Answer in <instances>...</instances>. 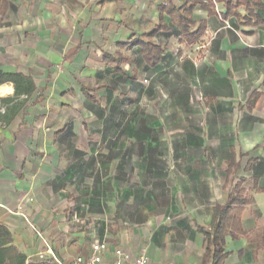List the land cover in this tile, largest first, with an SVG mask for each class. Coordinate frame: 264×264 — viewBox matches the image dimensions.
<instances>
[{"label": "crops", "instance_id": "0c3cea01", "mask_svg": "<svg viewBox=\"0 0 264 264\" xmlns=\"http://www.w3.org/2000/svg\"><path fill=\"white\" fill-rule=\"evenodd\" d=\"M186 1L173 0L177 7ZM2 2L7 10L3 14L0 4V75L21 73L37 87L12 123L0 125V223L27 264H74L91 256L96 241L109 247L104 264L115 248L145 253L150 264H203L199 227H210L213 209L225 206L237 185L250 202L235 238L226 237L224 264H264V9L260 25H246L222 19L224 2H216L210 15L203 0L193 12L194 30L203 25L196 45L180 43L179 28L163 15L169 31L154 42L165 49L164 58L149 69L140 48L117 45L158 27L165 0ZM164 35L196 47L179 60ZM117 52L129 58L127 76L104 63L105 53ZM139 65L155 85L165 72L173 79L172 113L199 110V123L189 117L169 122L174 141L167 148L165 139L149 136L154 125L145 130L143 122L129 127L112 121L119 107L99 104L108 93L132 94L126 87L132 92L140 86ZM178 65L184 83L177 79ZM119 78L122 87L115 85ZM0 88V99L14 96L12 84ZM192 136L199 153H193ZM210 140L224 146L223 157L209 155ZM232 150L239 168L227 182ZM220 163L223 171L211 169ZM214 173L221 188L208 183Z\"/></svg>", "mask_w": 264, "mask_h": 264}, {"label": "trees", "instance_id": "16d2710c", "mask_svg": "<svg viewBox=\"0 0 264 264\" xmlns=\"http://www.w3.org/2000/svg\"><path fill=\"white\" fill-rule=\"evenodd\" d=\"M166 5L160 7L162 22L151 33L140 36L131 40L129 43H120L117 45L120 49L134 50L140 48L144 63L149 69L157 68L164 58L165 49L162 45L156 44L154 38L161 32L169 31L168 26L163 21V15L170 18V21L180 30V43L194 45L202 36L203 25L194 30L197 23L193 19L194 9L203 0H187L182 7H177L173 0H165ZM216 2H224L226 13L222 15L223 20L235 18L238 23L257 26L262 23L259 12L264 9L262 0H206L202 5L210 15L215 14L214 6ZM3 14L7 10L5 2L0 3ZM243 8L247 15L243 16L239 9ZM2 14V15H3ZM251 20H256L253 24ZM2 20L0 19V28ZM104 63L111 66L115 73L127 76L124 66L129 63V58L122 53L104 54ZM133 80L137 79L133 77ZM12 84L14 86V96L0 99V125L9 126L18 113L23 110L28 100L36 92L37 87L32 77L24 76L21 73H3L0 75V86ZM102 88L108 86L102 85ZM91 91L84 88L86 99L95 103V97ZM239 168L236 156L232 150V156L227 167V182L233 180V175ZM244 190L237 185L234 193L228 197L225 206H216L213 209L212 222L209 228L199 227V231L204 234L205 253L203 264H224L227 258L225 253V240L227 236L235 238L234 231L240 230V214L245 205L250 200L243 197ZM0 264H27V257L15 245L11 231L0 223Z\"/></svg>", "mask_w": 264, "mask_h": 264}, {"label": "rangeland", "instance_id": "374dc122", "mask_svg": "<svg viewBox=\"0 0 264 264\" xmlns=\"http://www.w3.org/2000/svg\"><path fill=\"white\" fill-rule=\"evenodd\" d=\"M230 27V26H229ZM164 39L162 40L164 43L172 46V49L177 54V59L181 60L184 58H188V53L194 49L195 47H189L188 48L185 45L179 46V42L177 40H174L172 38V35H164ZM204 40V44H206ZM200 44V43H198ZM197 44V45H198ZM196 45V44H195ZM115 49H113L111 52L113 53ZM199 53V52H198ZM100 58V61L98 62L101 65V59L102 56L97 52L94 55ZM202 54H198V58ZM132 57L134 61L138 60L139 55L136 53L132 54ZM134 67L130 69L129 72L132 71ZM178 72L177 79L178 81L185 82V78L187 77L185 75L184 70H180V66L178 65ZM128 69V67L126 68ZM140 72V77H138V80L140 81V86H133V91L131 92V87H126L127 91H130V95L127 97H121L119 93L117 94H106L102 97H99V104L102 106H109V105H116L119 107V109L116 111V113H113L111 115L112 121L116 122H126L129 127H134L133 125L136 123L143 122L145 124V130L148 126L154 125L155 129L150 131L151 133L150 137H158L160 139H165V142H162V148H167L169 143H172L174 139L172 138V134L168 130L169 122H176L180 123L183 121H186L187 118H190V121L193 123H199L200 122V113H189V115L181 112L172 113V101L173 99H169V95L172 94L171 92H174L176 88L171 86L172 78H169L167 75L168 72H165V76L160 79V82L155 85L152 81L151 72L150 71H144V67L139 65L138 67ZM177 81V85H179ZM123 80L119 78L116 86L119 85L120 87L123 86ZM115 83V82H114ZM89 87H95L96 83H89ZM181 101V99H177V101ZM194 132H197L193 130ZM170 133V134H169ZM196 136H192L190 142L193 146V153H199L200 152V143L198 139L195 138ZM198 137V136H197ZM208 153L212 156H221L225 154V148L222 144H215V142L209 141L208 144ZM199 163L194 162V168ZM214 171L218 170L223 171L224 170V163H220L218 166L215 165V167H212ZM195 173V172H194ZM209 185L212 186H218L221 188L220 184H217L215 173L212 178H209L208 181ZM230 188V187H229ZM228 188V189H229ZM228 189L224 190V199L226 197V194L228 193Z\"/></svg>", "mask_w": 264, "mask_h": 264}, {"label": "built area", "instance_id": "2783aa9c", "mask_svg": "<svg viewBox=\"0 0 264 264\" xmlns=\"http://www.w3.org/2000/svg\"><path fill=\"white\" fill-rule=\"evenodd\" d=\"M109 251V247L105 242L96 241L92 245V254L88 258L77 257L74 264H104L103 256ZM107 264H150L149 258L145 253L133 256L131 253L115 248L110 253V260Z\"/></svg>", "mask_w": 264, "mask_h": 264}, {"label": "bare ground", "instance_id": "6f19581e", "mask_svg": "<svg viewBox=\"0 0 264 264\" xmlns=\"http://www.w3.org/2000/svg\"><path fill=\"white\" fill-rule=\"evenodd\" d=\"M0 89H1V88H0ZM3 91H4V90H1V91H0V94H2V95H3V93H4ZM6 92H7V91H6ZM6 94H7V93H6Z\"/></svg>", "mask_w": 264, "mask_h": 264}]
</instances>
